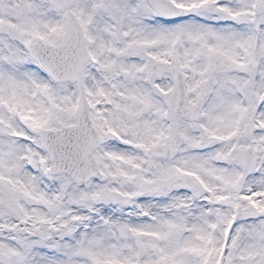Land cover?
I'll return each mask as SVG.
<instances>
[{
  "label": "snow or ice",
  "instance_id": "snow-or-ice-1",
  "mask_svg": "<svg viewBox=\"0 0 264 264\" xmlns=\"http://www.w3.org/2000/svg\"><path fill=\"white\" fill-rule=\"evenodd\" d=\"M0 264H264V0H0Z\"/></svg>",
  "mask_w": 264,
  "mask_h": 264
}]
</instances>
